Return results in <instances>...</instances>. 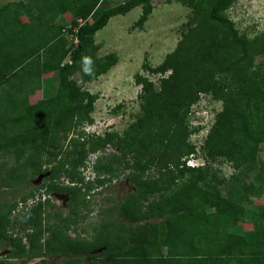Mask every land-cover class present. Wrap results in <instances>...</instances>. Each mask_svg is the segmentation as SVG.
<instances>
[{"label": "trees", "instance_id": "trees-1", "mask_svg": "<svg viewBox=\"0 0 264 264\" xmlns=\"http://www.w3.org/2000/svg\"><path fill=\"white\" fill-rule=\"evenodd\" d=\"M152 1L108 6L107 0H23L0 6V157L8 153L13 164L0 168V245L13 248L0 264L24 255L60 256L62 264H264V200L256 210L244 207L250 195L264 193V160L258 155L264 143V31L239 35L227 14L237 0H175L192 16L175 49L157 67L142 66L159 75L158 85L135 76L141 86L136 120L122 135L79 131L92 122L96 96L78 86L74 75L93 82L118 62L114 53L97 55L95 34L112 17L137 7L136 25L142 27ZM66 13L68 22L61 19ZM48 74L52 91L31 103V96L45 90ZM203 93L223 103L201 151L232 163L235 174L225 194L215 187L222 181L206 162L186 165L195 153L189 138L202 127H191L188 116ZM71 130L78 136L64 145ZM107 148L112 151L105 153ZM97 152L91 165L95 178L129 170L134 189L115 206L117 218L106 215L87 226L88 236L71 237L70 224L74 232L87 230L79 211L86 208L89 183L79 168ZM43 162L50 165L44 169L49 176L37 187L27 183ZM62 173L71 186L55 182ZM40 190L67 194L69 215L61 219L59 211L48 212L54 207L48 198L34 201ZM29 200L34 203L26 205ZM19 203L23 209L12 219ZM154 218L159 222H149ZM247 220L252 228L239 243L234 230Z\"/></svg>", "mask_w": 264, "mask_h": 264}, {"label": "rangeland", "instance_id": "rangeland-1", "mask_svg": "<svg viewBox=\"0 0 264 264\" xmlns=\"http://www.w3.org/2000/svg\"><path fill=\"white\" fill-rule=\"evenodd\" d=\"M23 0H0V6L9 3ZM122 0H107L108 6H115L121 3ZM228 16L235 23L239 35L246 32L250 37L259 34L264 31V0H237L232 7L228 10ZM141 15L139 7L134 8L126 15H118L112 17L107 25L98 31L94 40L96 44H99L100 49L98 56L114 53L118 57V62L113 66L106 74L98 77L93 82H85L80 73H76L73 79L77 82L83 90L89 91L96 96V100L93 105V110L90 113L89 124H83L79 131L94 134L103 135L105 132H117L122 135L130 123L136 120V116L140 112V99L138 94L141 91V86L135 81L136 75L147 77L150 81L158 85L159 75L152 74L142 68L145 64L148 67H157L165 58L167 54L172 52L179 40L182 38V33L185 28V24L192 16V10L182 5L178 1H172L167 3L165 0H153L152 12L147 21L142 27L136 25V21ZM62 21H70V14L66 13L61 17ZM23 21H26V17H23ZM72 39L73 44L76 43L75 37L69 36L68 40ZM52 74L45 75L42 80L44 84V91H37L30 97V102L36 101L47 97L52 89L47 88V81L51 78ZM52 80V79H51ZM222 101L213 99L210 94H202L198 103L191 107V114L188 116V121L191 123V127L201 125L200 129L189 138V143L195 146V153L189 155L188 158H193L195 165L205 164V162L214 171V176L218 181H222L221 184L215 182L210 183L222 193L225 194L229 187V181L235 174L232 167V163L225 161L221 158L210 159L201 151V147L204 144L206 134L214 121L215 114L222 110ZM78 136V131L71 130L67 139L64 141V145L68 143V139ZM111 148H107L105 153L111 152ZM117 152V150H114ZM99 152L89 156L86 161V165L79 168L81 177L86 183H89L85 188L87 190L86 208H82L79 214L84 216V222H81L80 226L85 227L87 230L85 234L82 233L80 228L77 232H74L72 228L73 224H70L66 230L67 234L71 237L88 236L90 224H98L99 221L106 215L111 219L117 218L115 213V206L121 202L124 196H127L134 187L128 183L126 174L130 172L126 170L125 173L116 174L106 179H96L95 173L91 170V165L95 161ZM259 158L264 160V143L259 145ZM207 159V160H206ZM191 161V162H192ZM3 162H12V157L6 153L0 157V168ZM42 171L38 173L35 178L28 179L26 182L37 187L40 185L44 177L49 176V172L44 170L49 168L50 165L43 162ZM202 165V166H203ZM149 174V173H148ZM253 174H249L245 179V183L252 180ZM209 180V179H208ZM59 185H69V176L62 173L58 180H55ZM75 184V182H74ZM210 185V186H212ZM39 195L35 197L34 201L39 199L43 200L48 198L50 203L54 207H50L47 211L54 212L59 211L62 218H66L68 213L67 201L69 196L66 194L50 193L45 194L44 190H40ZM19 193H16V200L19 199ZM264 200V193L261 195H250L245 200L246 211H252L259 208ZM29 200L26 205H30L34 202ZM23 204H18L17 210L12 214V219L16 216L19 210L23 209ZM107 210H109L107 213ZM112 213V214H111ZM79 214H77L79 216ZM59 222V221H58ZM149 222L158 223L159 220L154 218ZM61 224V222H59ZM50 224V223H49ZM252 225L248 220L244 223L237 225L234 230L237 234V241L239 243L244 242L243 233L251 230ZM11 232V231H10ZM9 232V233H10ZM19 237H23L22 242L26 244L27 240L24 237L23 232L18 234ZM11 247L0 245V260L5 261V257L11 252ZM162 252L165 253L164 248ZM96 253V252H95ZM93 254L84 256V261L92 259ZM7 263L10 264H62L63 258L60 256L27 259L26 255L22 258H10L7 259ZM24 262V263H23Z\"/></svg>", "mask_w": 264, "mask_h": 264}, {"label": "built area", "instance_id": "built-area-1", "mask_svg": "<svg viewBox=\"0 0 264 264\" xmlns=\"http://www.w3.org/2000/svg\"><path fill=\"white\" fill-rule=\"evenodd\" d=\"M193 160V158H188L187 160H186V165L187 166H189V167H197V166H202L203 164H201V165H195L194 164V162L192 161ZM192 161V162H191Z\"/></svg>", "mask_w": 264, "mask_h": 264}, {"label": "clouds", "instance_id": "clouds-1", "mask_svg": "<svg viewBox=\"0 0 264 264\" xmlns=\"http://www.w3.org/2000/svg\"><path fill=\"white\" fill-rule=\"evenodd\" d=\"M197 167H200V166H197ZM202 167V166H201Z\"/></svg>", "mask_w": 264, "mask_h": 264}, {"label": "crops", "instance_id": "crops-1", "mask_svg": "<svg viewBox=\"0 0 264 264\" xmlns=\"http://www.w3.org/2000/svg\"><path fill=\"white\" fill-rule=\"evenodd\" d=\"M100 57H102V55H100Z\"/></svg>", "mask_w": 264, "mask_h": 264}]
</instances>
